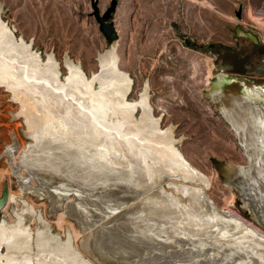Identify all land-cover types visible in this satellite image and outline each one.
<instances>
[{
    "label": "rangeland",
    "instance_id": "374dc122",
    "mask_svg": "<svg viewBox=\"0 0 264 264\" xmlns=\"http://www.w3.org/2000/svg\"><path fill=\"white\" fill-rule=\"evenodd\" d=\"M94 1L101 13L112 2L0 0V18L44 61L53 56L63 79L70 62L79 64L90 76L98 70L100 56L115 48L120 69L132 79L129 99L136 100L148 90L152 113L160 127L171 131L191 166L208 178L209 185H202V193L210 205L217 207V214L235 212L264 233V199L258 197L251 182L250 163L235 128V124H243L244 118L222 111L244 88L264 87V0H118L111 18L118 40L112 44L93 14ZM240 9L241 17H237ZM220 73L227 74L232 82L223 87L221 97L213 98L210 92ZM39 125L36 123L34 129L28 125L11 92L0 87V200L5 190L8 192L0 208V227L10 226L16 232L15 227L28 226L29 236L27 251L21 254L7 249L11 242L1 243L0 264H12L9 259L19 264H53L54 256L57 264H67L68 254L84 264H136L144 247L140 237L148 242L168 238L165 241L172 252L176 247L187 250L180 240L188 236L224 245L231 253L229 261L237 258L243 264H264V242L260 239L247 238L235 251L232 241L208 235L212 232L209 223L199 225L202 231L208 230L199 235H178L171 228L162 235L159 228H154L149 237L126 230L122 223L132 217L147 196L181 193L170 183L173 180L158 179V184L146 190L132 179L134 172L113 157L99 160L91 144L81 143V138L41 133ZM11 146L18 148L10 150ZM30 153L43 165L36 164L27 179L29 172L21 166V158ZM182 199L183 203L177 205L181 214L187 207L198 211L191 207L192 197ZM112 229L122 240H114L118 246L112 250L100 249L97 234L101 233L102 238ZM16 235L8 239L17 240ZM68 246L70 252L66 253Z\"/></svg>",
    "mask_w": 264,
    "mask_h": 264
},
{
    "label": "bare ground",
    "instance_id": "6f19581e",
    "mask_svg": "<svg viewBox=\"0 0 264 264\" xmlns=\"http://www.w3.org/2000/svg\"><path fill=\"white\" fill-rule=\"evenodd\" d=\"M114 50L115 48H111L106 54L100 56L99 68L90 76L79 64L68 63L66 77L63 79L60 66L53 56L44 61L30 43L23 39L18 40L15 33L0 18V87L11 92L13 99L21 106V113L25 116L26 122L33 129L37 123L40 124L38 129L41 130V133L51 132L54 134L52 136L62 134L75 139L81 138V143L91 144L92 152L99 157V160L111 156L129 170L131 169L135 174L132 179L139 181L142 188L152 189L158 179L160 181L173 180L170 183L174 185L175 190L181 193L176 195L174 191L173 194L156 192V194L147 196L137 206L136 212L131 213L132 217H126V221L122 223L126 230L133 229L136 234L140 231L139 233L149 237L152 236L154 228H159L162 235L168 232L170 228L178 235H185L189 232H195L199 235L207 234L204 232L207 229L202 231L199 229V225L209 223L212 224V229L210 228L212 232L208 235L213 237L216 235L220 240L232 241L235 251H237L236 248H242L247 238L264 242V233L247 223L240 215L235 212H225L223 215H219L216 212L217 207L214 204H209L210 201H207L202 193V185L207 187L209 185L208 178L206 179L204 175H201L197 169L191 166L182 151L176 146L171 131L163 130L160 127L159 119L152 113L148 90L143 91L136 100L131 101L129 99L132 79L120 69L118 56ZM231 82L232 80L227 74H218L210 92L211 96L213 98L221 97L223 87ZM96 84H98V88ZM222 111L225 114H235L237 117L244 118L243 124L235 122L237 123L235 128L240 138V146L250 163L249 176L251 182L258 190V197L263 200L264 87L244 88L241 95L232 98L231 106L224 107ZM137 112H141L140 117L137 116ZM116 119L120 123L119 126H117ZM17 148V146H11L10 150ZM95 149H99L101 153H96ZM21 163H23L21 166L29 172L27 179L31 177L36 164L43 165L42 161L38 157L32 156L31 153L22 157ZM125 175L127 176V174ZM188 182L198 184L201 187L189 185ZM23 183L26 184L27 182ZM60 194L64 195L61 192ZM186 197H192L189 199L192 204L190 205L198 211H192L190 207L185 209V213L190 211L192 214H181L182 212L178 211V203H183L182 198L186 199ZM118 215L120 216V214ZM156 216L159 218L158 221H155ZM192 221H196V224L189 227L188 223ZM15 228L16 232L10 226L0 227V246L5 241L11 242V244L7 243V249L14 253L20 251L21 254L26 252L28 248V226ZM114 228H116L115 225ZM119 230L118 228L117 231ZM147 231L149 233H146ZM95 232L93 231V233ZM128 232L130 233V231ZM160 233L158 236H161ZM15 234L19 236L17 240L8 239ZM98 234L99 237L96 236L95 239L97 240L96 245L100 249L105 247L112 250L118 246L114 240L119 241L121 239V237H115L113 229L108 230L107 234L104 233L105 236L108 235L106 239L103 234L105 240L102 239V235L100 238L101 233ZM140 238L142 239H140V243L144 247L136 264H240L242 262L237 258L229 261L227 258L231 253L226 252L228 248L224 245L212 244L202 239L191 240L192 238L190 237V239L189 236V239L187 237L182 238L180 243L187 245L186 248L188 249H184L185 251L183 249L176 250V247L171 252L172 247L169 251L170 246L166 243L168 238H165L166 241L162 238H156V240L153 239V242H148L144 237ZM91 240L93 241V239ZM109 242L114 245L110 246ZM258 244L261 246L260 243ZM177 245L179 246V244ZM70 248L71 246L66 248V253L70 252ZM255 248L257 247L255 246ZM14 253L13 257H15ZM28 257L29 255L26 254L25 258L28 259ZM56 257L54 256L53 261L51 260L53 264H57ZM70 257L68 254L67 264H84L80 260ZM45 259L48 260V257ZM9 260L12 264H19V262H13V259Z\"/></svg>",
    "mask_w": 264,
    "mask_h": 264
},
{
    "label": "water",
    "instance_id": "95a60500",
    "mask_svg": "<svg viewBox=\"0 0 264 264\" xmlns=\"http://www.w3.org/2000/svg\"><path fill=\"white\" fill-rule=\"evenodd\" d=\"M118 4V0H112L111 5L108 7V9L101 13L100 9L98 8V2L94 1L93 7H94V15L99 22L100 29L102 33L104 34L107 41L112 44L115 43L118 40V31L114 25V23L111 21V18L113 16V13L116 11ZM240 9L237 12V17H241V11ZM7 190H5V195L3 199L0 200V208L3 207L7 201Z\"/></svg>",
    "mask_w": 264,
    "mask_h": 264
}]
</instances>
